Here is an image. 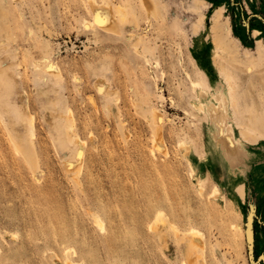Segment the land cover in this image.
Wrapping results in <instances>:
<instances>
[{"label": "rangeland", "instance_id": "rangeland-1", "mask_svg": "<svg viewBox=\"0 0 264 264\" xmlns=\"http://www.w3.org/2000/svg\"><path fill=\"white\" fill-rule=\"evenodd\" d=\"M97 1L124 22L104 28L89 0H0V264H190L191 226L210 247L197 264H264V140L239 133L264 134V0ZM195 81L226 86L230 130ZM200 182L241 214L238 247L200 222Z\"/></svg>", "mask_w": 264, "mask_h": 264}, {"label": "bare ground", "instance_id": "bare-ground-1", "mask_svg": "<svg viewBox=\"0 0 264 264\" xmlns=\"http://www.w3.org/2000/svg\"><path fill=\"white\" fill-rule=\"evenodd\" d=\"M89 1L92 4L91 5L92 10L94 9L93 13L95 15H98L99 19H101L100 24L102 26L105 24H112V25H108V26H103L104 28H106L108 30H113L116 27V24L119 23L118 21H123L127 17V13L121 5L117 4L116 8H113V7L110 8L108 6L109 3L106 4L107 2L104 1V4H106L107 10L104 12V10H105L104 9L103 13H102V9H101L102 6H100V4L97 0H89ZM144 3H146L145 5L147 6L146 8L148 9L149 13L155 14L157 12L158 7H157V4L154 2V0H145ZM103 8H104V6H103ZM123 22H121V23H123ZM114 33H116V32H114ZM8 72L9 71L4 73V75L0 73V80H1L0 82H3V80H4V82H5V80L7 82V80H9L8 77L11 75H9ZM58 73L57 74L55 73L56 76H58ZM7 74H8V76H7ZM10 81H13V80H10ZM10 81H8V82H10ZM11 83L12 82L7 83V84L10 85ZM3 84H6V83H3ZM193 84L195 86H198L200 89L199 95H198L199 97L196 100L198 102L194 103V106H196L197 110L205 111L207 114H211L213 117H218L221 126H223L222 131L230 130L231 125H232L231 122H233L235 125V117L232 116V113L230 111L229 98H228V92H227L226 86L224 89H221V88L215 89L213 87L212 90H207L205 88H202V86L200 85L199 82L195 81ZM7 93H8V91H7ZM203 98L205 100H202ZM207 101L208 102L210 101L211 103L213 102L212 107L207 106ZM0 107H1V105H0ZM70 112H72V111H70ZM230 113H231V117H229ZM151 121H152V125L156 128L155 129V135H154L155 147H156V149L162 151L164 153V155H167L168 150H166V143H165V141L161 135V132H160V128H161L162 122H163V117H162V114L160 113V111L158 110V108H156V107H153L151 109ZM32 122L33 121L30 120L29 127H31V129L33 130ZM74 125L75 124H73L71 127H74ZM249 129H250V127L248 125L244 124L243 128L240 129V131H239L240 136L244 141H247V142L253 144V143H257L258 140H264V134L262 132H259L260 129H258L257 126H253V128L251 130H249ZM228 135H230V134H228ZM225 138L227 139L226 143L232 142L231 137L225 136ZM76 140L77 141H83V139H81L77 136H76ZM182 144H183V142H179V145H182ZM167 149H168V147H167ZM83 154H84V152H83L81 144L77 145V156L80 159V161L78 163L71 164V167L76 168L82 164V161L84 159ZM235 160H236V158H235ZM194 174H195V170L192 169L191 175L194 176ZM234 190L236 193H238L242 197L243 191H244L243 190V183H239L238 185H236L234 187ZM199 191H200V194L202 197V200L200 201L201 202V221L200 222H202L203 224L209 225L210 221H214V222L216 220H218L220 222L226 221L230 226L231 243H232V245L238 247L240 240H241V236H242V234H241L242 228L240 226L241 214L236 212V210L232 207V204L230 203V201H228L225 196H223L224 206L220 207L217 205V203L213 199H215L219 194L220 190H219L218 186L213 185V187L210 191H206L205 187L201 183ZM162 216H164L163 209L157 210L155 220L150 224V229H154L157 227L158 220ZM96 217L97 218L95 220H96L97 224L100 226L101 229H105L104 228V225H105L104 218H102V216H96ZM187 232L193 236V238L190 240V242L188 244V251H187L188 256H189L188 259H189L190 264H197V256H198L197 255L198 254L197 247L201 246L203 248L204 252L207 253L210 250L209 242L207 241V239L203 238V231L201 228L191 226L188 228ZM68 249H69L68 251H74V246H69ZM75 251H74V253H76ZM204 257H206V256H204ZM65 259H67L68 261L70 260L69 257H66ZM67 260H66V262H63V263H66V264L76 263L77 264V262H76L77 260L76 261L71 260L72 263L70 261L68 262ZM214 264H217V263L214 262Z\"/></svg>", "mask_w": 264, "mask_h": 264}]
</instances>
